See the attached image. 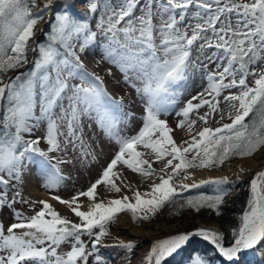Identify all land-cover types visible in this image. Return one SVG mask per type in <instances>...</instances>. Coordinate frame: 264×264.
I'll list each match as a JSON object with an SVG mask.
<instances>
[{
	"label": "snow or ice",
	"instance_id": "obj_1",
	"mask_svg": "<svg viewBox=\"0 0 264 264\" xmlns=\"http://www.w3.org/2000/svg\"><path fill=\"white\" fill-rule=\"evenodd\" d=\"M52 3L53 0H47L43 9L50 8ZM99 3L107 13V20L102 17L96 24L100 35L107 41L102 45L105 59L124 74L126 82L131 83L132 78L140 81V86L135 83L131 86L146 98V115L136 135L115 137L118 150L85 191L69 200L58 195L52 199L68 205L75 204L80 197L93 200L100 184L110 185L119 192L120 188L111 179L118 163L133 172L152 175L151 164L140 158L136 145L151 149L157 161L170 157L164 169L170 168L171 172L160 175L159 183H154L151 191L145 194L147 198L137 191L134 202L125 196L110 201L109 206L94 203L86 212L72 207L78 223L62 218L45 200L39 201V210L30 217L15 213L17 222L11 223L6 233L0 225V264H89V258L93 256L94 264H105L97 245L107 234L106 224L118 213L128 211L133 221L147 220L181 192L198 188L201 184L214 185L216 194L188 197L185 205L196 211L207 207L219 215L227 194L222 187L228 183L227 177L173 185L170 183L173 175L197 166H219L234 156H252L264 146V0H117L115 7L112 0H99ZM36 4L37 0H0V186L4 188L12 181L20 180L24 160L32 158L30 153L44 158L41 167L47 181L43 187L48 190L58 188L63 178L55 164L50 170L44 164L50 159L48 154L61 150L67 152L69 145L75 148L80 119L93 112L101 127L110 136L114 135L115 117L111 109L119 108L116 101L106 96L98 77L90 79L88 74L80 71L82 64L73 50V41L79 42V51L84 52L95 42L97 32L90 29L88 20L75 18L68 11L56 15L48 43L38 45L39 55L32 61L31 70L4 79L9 71L29 63L28 41L35 35L34 26L43 14L41 11L33 15L31 7ZM97 8V2L91 3L92 13ZM154 19L159 20L158 27L153 23ZM185 20L195 21L188 26L191 35L187 29L182 31L179 27ZM157 35L159 44L156 43ZM199 40L205 41L200 45L202 52L211 50L205 57L208 61L204 65L206 87L176 113L185 118L177 127L186 122L190 113L205 106L210 112L199 119L207 123L208 116L217 110L216 98L225 91L228 94L223 99L233 102L235 115L229 117L230 123L220 127H203L191 141H184L185 147H181L171 138L167 121L159 117L168 113L178 86L186 81L192 46ZM60 48L64 51L61 52ZM36 51L33 48V52ZM213 64L215 68L208 70ZM250 76L253 78L251 86L247 82ZM77 77L80 84L68 83L69 78ZM233 89L236 92H232ZM205 95L210 99H203ZM57 108L59 114L55 111ZM62 121L67 122L68 128L63 147L59 139L64 135L59 130ZM42 123H46V134L31 138ZM195 123L191 121L189 129ZM157 134L158 137L153 139ZM41 139L47 145V151L38 147ZM186 154H191V159ZM250 191L248 209L240 217L239 227L233 229V239L228 246L224 245V238L218 231L201 228L156 241L144 264H164L166 257L176 253L195 236L213 244L225 264H239L244 250L264 244V171L254 175ZM4 196L6 192L0 194V206L5 203ZM17 230L22 231L17 234ZM84 235L91 239V250L81 239ZM63 244L70 246L66 252L59 251ZM120 246L129 250L134 247L132 243ZM190 264L209 262L196 253L190 257Z\"/></svg>",
	"mask_w": 264,
	"mask_h": 264
},
{
	"label": "rangeland",
	"instance_id": "obj_2",
	"mask_svg": "<svg viewBox=\"0 0 264 264\" xmlns=\"http://www.w3.org/2000/svg\"><path fill=\"white\" fill-rule=\"evenodd\" d=\"M93 2L98 3L97 11L92 13L90 11V5ZM117 0H112V5L115 7ZM166 2V0H165ZM47 3V0H37L36 6L31 7V12L35 15L36 13L43 12L42 17L38 20L37 24L34 26L35 35L31 37L28 41V61L29 63L26 65L31 69L33 67L32 61L35 59L36 52H33V48L38 47V41L41 42L45 36V33L49 27L52 26V22L54 17L57 14H62L64 11H68L69 14L78 19H86L89 22L90 29L94 32H97V37L95 42L85 48L84 52L79 51V42L73 41L75 45L74 49L76 54L80 57V63L82 64L81 72L88 74L90 79L99 78V82L102 84L104 92L106 96L110 98L111 101H116L119 104V108L113 107L111 109V114L115 117L114 122V135H111L101 127L98 122V117L96 113L93 112L91 116H82L80 119V125L76 129L79 134V139L76 141V147L73 148L71 145L68 146V151H56L49 153L50 159L44 161V164L50 170L51 165L55 164L60 171V175L62 176V180L58 188L48 190L43 187V185L47 181V176L45 175L44 171L41 167V161L44 159L39 157L36 154L30 153L29 155L32 157L31 160L25 159L23 163V167L21 169V177L19 181H12L7 188L0 186V194L6 192V196H4L5 203L0 206V225H3L5 233L7 232V227L14 222H17L15 219L14 214L19 213L23 217H30L35 214L36 211L39 210V198L36 193H33V188H36L40 194H47L49 196L58 195L64 200H68L74 194L85 191L84 188L87 184L93 183L99 176H96V179L85 178L83 179L82 183L79 182L80 179L85 175L83 172H87L90 168L91 163H93L96 159V151L94 150L95 147H98L101 140L109 142L110 146V153L113 151L116 145L110 143L111 137H120V138H130L133 135H136L140 128L144 123V117L146 115L145 109L147 105L146 98L143 97L141 94H138L136 89L131 86L132 83H135L137 86H140V81L135 80L132 78L131 83L126 82L124 78V74L113 64L109 63L105 59V53L103 50L102 45L106 44L107 41L100 35L99 30L96 28L97 20H101L103 17L104 20H107V13H105L104 7L102 3H99V0H53V3L50 8L43 9V5ZM192 11L194 12L195 9L193 8ZM137 13V12H136ZM94 15V19H91V16ZM195 21L189 20V23L192 24ZM184 23V22H183ZM181 30L184 31L187 29L189 31L188 26L183 28L181 25ZM189 34V33H188ZM41 40V41H40ZM159 42V41H158ZM205 43L204 40H199L194 43L192 46V52L196 54L197 58L193 59L190 55L188 59V69H187V79L185 82L180 84L177 88L176 95L174 97V102L171 104V107L168 110L167 114H161L160 119L167 121L168 127L171 129L170 136L173 137L174 133L179 131L185 125H188L191 121H196V123L191 127L195 136L203 127H211L216 128L220 127L222 124L230 123L231 119L230 116L235 115V110L232 107V111L230 112L229 117H224L223 115L218 114L219 110L217 109L215 113H212V117H208V122L204 123L199 119V117L204 116L210 109L205 106L199 109L196 112H192L189 114L186 122L181 126L177 127V124L184 120L185 118L182 116H177V112H181L182 109L185 107L187 101L191 100L193 96H197L198 93L202 92L201 87L203 88L206 79L204 77L205 68L204 65L208 62H203L204 57L210 55L211 50H200V45ZM61 52L64 51L63 48L59 49ZM201 60H198L201 58ZM25 68V67H23ZM215 65H210L208 70H213ZM131 75V74H130ZM80 79L77 77L75 79L69 78L68 83L70 85L80 84ZM248 84L251 86L253 83V78L250 76L248 77ZM236 92L235 89L232 90ZM224 93L220 97L223 98ZM65 105H67V100L64 101ZM193 103H197V101H193ZM233 102H226L224 101L223 104L232 106ZM56 113L59 114V108H57ZM39 114L37 110V115ZM223 117V118H221ZM60 125V132L64 133L59 137L61 141V145L63 147L64 137L67 135L68 128L67 122L62 121L59 122ZM200 128V129H199ZM46 134V123H42L41 126L34 130L31 138L36 137H43ZM158 134L153 137L156 139ZM29 138V137H26ZM81 141L83 147H81ZM38 147L41 150L47 151V145L44 143L43 139L39 143ZM263 147V146H262ZM261 147V148H262ZM136 151L141 153V157L150 158L151 160L154 158L152 156V150L149 148H145L143 145H139L137 150V145L135 146ZM260 148V149H261ZM259 149V150H260ZM258 150V151H259ZM257 151V152H258ZM256 152V153H257ZM255 153V154H256ZM253 154L252 156H254ZM188 159H191V154H186ZM251 157V156H249ZM169 158V157H166ZM248 158V157H246ZM110 158L108 161L101 162L99 165V172H102L107 164L111 161ZM145 159V158H144ZM244 159V158H241ZM233 159L227 162H224L223 165L220 167L209 166L206 168L201 167H193L188 168L186 170H181L177 174L173 175V179L170 181L173 185H180L184 184V181L187 180L191 171H199L203 169H212L217 170L221 167L227 165L229 162H232ZM177 163V161H174ZM156 171V170H155ZM115 172V170H114ZM171 169H166L163 172L161 170H157L156 173L150 175L147 179L150 180L152 176L157 175H166L170 173ZM243 172H238L235 175L228 176V183L231 187V191L228 194L227 198L235 200V195L237 194V189L235 188V184L239 180H243L248 182L246 187L251 189V180L254 176L245 177ZM80 177V178H79ZM209 181V180H204ZM201 181H197L194 183H200ZM192 184V183H189ZM118 187L120 190L124 189V182L118 183ZM153 184L149 183L148 185H138V189L134 186H131L130 193L126 196L128 197L129 201L130 198H134V194L139 191L140 193L143 192L142 196H145L146 193L151 191V186ZM203 185V184H201ZM101 187V184L97 186L95 192L102 193L106 191L107 188ZM145 187L144 189H141ZM215 187V186H213ZM245 188V187H244ZM192 189V188H190ZM189 190V189H188ZM244 190V189H243ZM187 191V190H186ZM184 192V191H183ZM19 193V196L16 194ZM251 194V191H250ZM15 198V202L13 203V199ZM122 198V196L118 197L117 199ZM80 199V198H79ZM24 201L32 202L25 203ZM56 201V200H55ZM134 202V201H133ZM62 203L56 201V205L54 204L52 207L53 209L65 219H68L72 222H79L78 218L76 220H72L68 215H64L60 212L59 206ZM34 205V206H33ZM168 214H171L170 216ZM124 215L129 223L130 229H141V230H149L154 231L158 228L162 227H174L170 233H163L155 238L154 242L152 240L144 239L141 242V246H148L152 243H155L158 240L165 239L174 234L180 233H191L197 229L207 228L213 229L218 231L223 237L226 233L225 230L221 227V223L213 218L207 211L202 213L201 215H196L195 212L189 209L182 218L172 217V213H168L166 210H159L154 216H150L149 219L143 220L138 219L133 221L132 214L128 211H123L118 213L110 222L107 223V234L101 238L100 243L97 245L98 247V254L102 257L105 261V264H115L118 259V253H114L113 250L115 247L120 244V240L122 238L127 237L124 232H120L116 229L114 222L116 217ZM50 218V217H49ZM22 230H17V234H19ZM94 231H97L95 229ZM199 237V236H195ZM202 238V237H199ZM81 239L85 242L86 248L91 250V239L84 235ZM225 240V245H229ZM116 242L117 245H111L110 243ZM186 245V244H185ZM69 244H63L59 249L60 252H66L69 250ZM183 247V246H182ZM215 247V246H214ZM182 249V248H181ZM179 249L177 252H180ZM249 251V256H256L260 262H264V244L257 246L256 248L251 250H244ZM176 252V253H177ZM176 253L172 254L171 256L175 255ZM167 258V257H166ZM165 258V259H166ZM89 264H94V256L89 258Z\"/></svg>",
	"mask_w": 264,
	"mask_h": 264
},
{
	"label": "bare ground",
	"instance_id": "obj_3",
	"mask_svg": "<svg viewBox=\"0 0 264 264\" xmlns=\"http://www.w3.org/2000/svg\"><path fill=\"white\" fill-rule=\"evenodd\" d=\"M94 15L91 16V19L95 20V22L100 21V20L94 19V17L96 16ZM136 15L139 16L140 12L137 11ZM153 23L157 25L158 27L160 22L158 19H154ZM192 24L189 23V20H185L182 26L183 28H185L186 26H189ZM179 27H181V25H179ZM188 33H189L188 35H191V28H189ZM158 41H159V36L157 35L156 37L157 44H159ZM190 55L193 59L197 58L196 54H194V52L192 51ZM201 59L202 57L199 58L198 60H201ZM203 60H204L203 62H208L205 59V57ZM206 83L207 82H205L203 88L201 87L202 91L206 87ZM227 94L228 92L225 91L224 95H227ZM202 98L210 99V97H208L207 95L203 96ZM216 100H218V106H217V109L219 110L218 114L221 113V115H223L224 117L226 118L229 117L230 112L232 111L231 109L232 106H230V104L229 105L223 104L225 100L222 97H218L216 98ZM213 102L215 103L216 101H213ZM209 112L210 110L207 113ZM212 116L213 114H210L208 117H212ZM193 134H194L193 130L189 129L188 125H185L179 131L174 133L172 139L175 141V143L178 146L185 147L186 145L184 144V141H191ZM108 143L109 142L107 141L101 140L99 146L94 148V150L96 151V155H97L96 159L93 163H91V166L87 170V172H83L85 175L82 177V179L79 180L80 183H82L83 179L85 178H90L93 180L96 179V176L102 173V172H99L98 170L100 169L99 165L101 164V162L108 161L110 158L114 157L115 152L118 150L116 139L113 136L111 137L110 143L117 146L113 149L111 153H110V146ZM138 147L139 145H137V150H138ZM152 156L154 157L152 160L150 158H146V156H144L145 159L142 157L140 158L148 161V163L151 164V167L154 170V173H156L157 170L164 169V165L168 158H164L163 160L157 161L155 158V154L153 152H152ZM145 167H147V165H145ZM259 171H264V146L254 156L244 158V159L234 160L232 162H229L227 165L221 167L220 169H217V170L203 169L199 171H191L187 180L184 181V183L189 184V183H194L197 181L221 179L224 177H228L230 175H235L238 172H243L245 174L244 176L249 178L251 176H254ZM149 176L150 175H142L140 173L133 172L130 169H128L126 166H124L122 163H118L113 169L111 179L116 184L117 187L119 186L118 183L124 182L123 190H120L119 192H117L110 185H107L105 187L107 188L106 191L102 193L96 192L95 198L93 200H89L86 197H80V199H78L75 204H72V205L61 204L58 208L62 214L68 215L72 220H76L77 217L71 211L72 207H78L79 210L86 212L89 210L90 206L94 203H104L105 206H109L110 201L117 199L120 196L122 197L127 196L130 193V190L132 189L131 186H134V184H136L135 188L138 189L139 188L138 185H148L149 183L151 184L159 183L160 176L153 175L152 178L148 180L147 178ZM90 185L91 183L87 184L84 190H86ZM105 185L106 184H101V187L102 186L104 187ZM144 188L145 187H142L141 189H144ZM33 193L34 194L36 193L40 201L45 200L52 206L54 204L56 205V201L52 199V196H49L47 194H40L36 188H33ZM142 194L143 192L141 193V195ZM133 201L134 199L131 197L130 202H133ZM114 225L116 229H118L120 232H124L125 235L127 236L120 240V244L116 242L110 243L111 245L118 244V246L115 247L113 250L114 253L119 254L118 255L119 257L115 264H144L145 257L147 256V253L149 252V250L151 249L154 243L148 246H141V242L144 239L152 240L154 242L155 238L158 237L159 235L163 233H170L172 230H174V227H165V228L162 227L154 231H149V230L144 231L141 229L131 230L130 223L124 215L116 217ZM128 243H132L134 245V247L131 250L120 246L121 244H128Z\"/></svg>",
	"mask_w": 264,
	"mask_h": 264
},
{
	"label": "trees",
	"instance_id": "obj_4",
	"mask_svg": "<svg viewBox=\"0 0 264 264\" xmlns=\"http://www.w3.org/2000/svg\"><path fill=\"white\" fill-rule=\"evenodd\" d=\"M55 20L56 17H54L52 25L55 23ZM51 31H52V26L49 27V29H47L43 40L42 41L40 40L41 42L38 41L37 45L47 44L48 43L47 38L51 34ZM35 55H36L35 58L38 57L39 55L38 47ZM26 65L24 66L25 68L21 73L26 74L28 71L31 70L29 66L27 67ZM12 72L14 71H9L8 73H6L4 79L6 80V77ZM251 118L252 117H250L249 119ZM0 131H2V129H0ZM256 152H254V154ZM233 159H241V158L234 156L227 159L224 162ZM221 165L215 167H220ZM247 184L248 182L243 180H239L235 184V188L238 190L237 194L235 195L236 197L235 200L227 198L228 194L231 191V187L229 183L222 186L227 190V194L224 196V202L220 206L219 215L215 211L207 207L201 208L199 211H196L195 209L187 207L185 205V201L187 200L188 197H198L200 195H215L216 194L215 187H213L214 185L212 184H203L198 188H192L187 191L181 192L174 201L166 204L160 210H166L168 211V213H172V217H178V218H182L184 216V213H186L189 209L193 210L196 215H201L202 213L207 211L213 218L217 219L221 223V227L226 232L224 234V238L226 239L227 244H230L233 239L232 236L233 229H237L239 227L240 217L242 216L244 211L248 209V201L251 194L249 188L246 187ZM168 215L170 216L171 214ZM106 229H107V224H106ZM97 231H99V229H97ZM250 250L253 251V249ZM196 253H199L201 256L206 258L209 264H225L224 258L219 255L214 245L208 241H205L203 238H199V237L191 238L190 241L187 242L186 245L182 247L180 252H177L173 256L167 257L164 261V264H190V257ZM239 264H264V262L259 261L257 257V253L256 256L252 257L249 256V251H243L239 257Z\"/></svg>",
	"mask_w": 264,
	"mask_h": 264
},
{
	"label": "water",
	"instance_id": "obj_5",
	"mask_svg": "<svg viewBox=\"0 0 264 264\" xmlns=\"http://www.w3.org/2000/svg\"><path fill=\"white\" fill-rule=\"evenodd\" d=\"M23 69L24 68H22V69H18V70H16V71H14V72H12V73H10L7 77H6V80L9 78V77H15V75L17 74V72H22L23 71ZM224 238V237H223ZM223 243H224V245H225V240L223 239ZM225 246H227V245H225Z\"/></svg>",
	"mask_w": 264,
	"mask_h": 264
}]
</instances>
